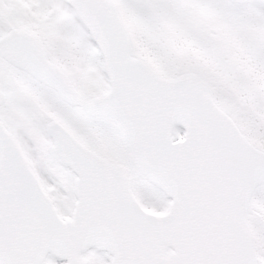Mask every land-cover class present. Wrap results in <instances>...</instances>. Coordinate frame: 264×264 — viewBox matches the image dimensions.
Returning <instances> with one entry per match:
<instances>
[{
  "label": "snow or ice",
  "instance_id": "1",
  "mask_svg": "<svg viewBox=\"0 0 264 264\" xmlns=\"http://www.w3.org/2000/svg\"><path fill=\"white\" fill-rule=\"evenodd\" d=\"M0 264H264V0H0Z\"/></svg>",
  "mask_w": 264,
  "mask_h": 264
}]
</instances>
